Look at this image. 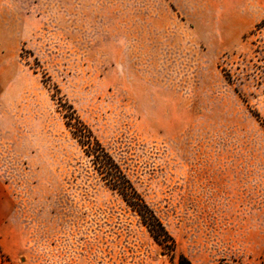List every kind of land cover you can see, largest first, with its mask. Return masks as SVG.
Returning a JSON list of instances; mask_svg holds the SVG:
<instances>
[{
  "label": "rangeland",
  "instance_id": "obj_1",
  "mask_svg": "<svg viewBox=\"0 0 264 264\" xmlns=\"http://www.w3.org/2000/svg\"><path fill=\"white\" fill-rule=\"evenodd\" d=\"M106 147L160 245L67 124ZM264 264V0H0L2 264Z\"/></svg>",
  "mask_w": 264,
  "mask_h": 264
},
{
  "label": "trees",
  "instance_id": "obj_2",
  "mask_svg": "<svg viewBox=\"0 0 264 264\" xmlns=\"http://www.w3.org/2000/svg\"><path fill=\"white\" fill-rule=\"evenodd\" d=\"M67 124L72 134L83 147L98 174L105 183L117 191L126 204L135 211L153 239L160 245L175 249V242L160 218L137 191L120 164L106 147L92 134L91 130L74 113L66 112ZM177 264H192L183 254L178 255Z\"/></svg>",
  "mask_w": 264,
  "mask_h": 264
},
{
  "label": "crops",
  "instance_id": "obj_3",
  "mask_svg": "<svg viewBox=\"0 0 264 264\" xmlns=\"http://www.w3.org/2000/svg\"><path fill=\"white\" fill-rule=\"evenodd\" d=\"M0 264H2L1 261H0Z\"/></svg>",
  "mask_w": 264,
  "mask_h": 264
}]
</instances>
